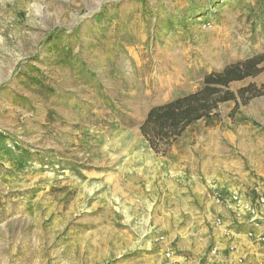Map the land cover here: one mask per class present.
I'll return each instance as SVG.
<instances>
[{
  "label": "rangeland",
  "instance_id": "374dc122",
  "mask_svg": "<svg viewBox=\"0 0 264 264\" xmlns=\"http://www.w3.org/2000/svg\"><path fill=\"white\" fill-rule=\"evenodd\" d=\"M261 53L264 0H0V264H159L164 241L199 248L211 190L251 171L264 96L234 119L222 105L220 125L197 123L167 156L140 126Z\"/></svg>",
  "mask_w": 264,
  "mask_h": 264
},
{
  "label": "crops",
  "instance_id": "0c3cea01",
  "mask_svg": "<svg viewBox=\"0 0 264 264\" xmlns=\"http://www.w3.org/2000/svg\"><path fill=\"white\" fill-rule=\"evenodd\" d=\"M258 78H261L259 82L252 83L262 85L264 72L255 80ZM258 113L263 132L254 131L247 135L243 144L246 147L243 148L244 151L250 154L251 171L240 165V172L235 173L232 178L238 181L234 183L237 184V190H232L235 185L231 188L230 185L216 184L218 190H211L214 198L202 210L200 218L203 222L210 223L211 235L202 238L199 248L193 247L190 242L178 243L176 248L171 246V241L162 242L159 248H162L165 255L159 264H167L168 252H173L181 264L264 263V243L259 241L260 237H264V206H257L258 198L264 197V108ZM254 209L255 215L251 214ZM250 233L254 237L250 238ZM211 245L212 249L208 252Z\"/></svg>",
  "mask_w": 264,
  "mask_h": 264
},
{
  "label": "trees",
  "instance_id": "16d2710c",
  "mask_svg": "<svg viewBox=\"0 0 264 264\" xmlns=\"http://www.w3.org/2000/svg\"><path fill=\"white\" fill-rule=\"evenodd\" d=\"M263 72L264 53H261L207 73L198 90L152 107L140 126L142 137L156 154L167 156L187 130L197 123L204 122L211 128L220 125L222 105L234 103L229 114L234 119L241 106L264 96V83L261 86L251 83L236 92L231 89L232 84L254 79Z\"/></svg>",
  "mask_w": 264,
  "mask_h": 264
},
{
  "label": "built area",
  "instance_id": "2783aa9c",
  "mask_svg": "<svg viewBox=\"0 0 264 264\" xmlns=\"http://www.w3.org/2000/svg\"><path fill=\"white\" fill-rule=\"evenodd\" d=\"M217 202H220L219 199H217ZM257 206H264V197H259L258 198V202H257ZM251 214L255 215L256 214V210H251ZM249 237L252 238L254 237L253 233L249 234ZM262 240V238H259V241ZM166 259H167V264H181V262L179 261V258L173 253V252H168L166 254ZM186 264V262H185Z\"/></svg>",
  "mask_w": 264,
  "mask_h": 264
},
{
  "label": "bare ground",
  "instance_id": "6f19581e",
  "mask_svg": "<svg viewBox=\"0 0 264 264\" xmlns=\"http://www.w3.org/2000/svg\"><path fill=\"white\" fill-rule=\"evenodd\" d=\"M134 163V162H133ZM242 207V206H241ZM237 209V208H236Z\"/></svg>",
  "mask_w": 264,
  "mask_h": 264
}]
</instances>
